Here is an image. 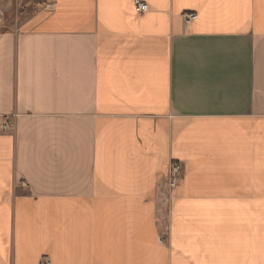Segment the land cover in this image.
<instances>
[{"label": "crops", "instance_id": "1", "mask_svg": "<svg viewBox=\"0 0 264 264\" xmlns=\"http://www.w3.org/2000/svg\"><path fill=\"white\" fill-rule=\"evenodd\" d=\"M146 1L0 0V264H264V0Z\"/></svg>", "mask_w": 264, "mask_h": 264}, {"label": "built area", "instance_id": "2", "mask_svg": "<svg viewBox=\"0 0 264 264\" xmlns=\"http://www.w3.org/2000/svg\"><path fill=\"white\" fill-rule=\"evenodd\" d=\"M136 10L140 13H145L149 10L150 6L149 3L146 0H134ZM186 24H190L192 21H194L198 14L195 11H189L185 12L183 14ZM15 128V116H8L6 117L5 121L2 124V129L5 131H11ZM184 170L183 165L179 161L173 160L168 169V183L171 188V190L175 189L180 182L183 179ZM23 185L25 186L26 183L23 182Z\"/></svg>", "mask_w": 264, "mask_h": 264}, {"label": "rangeland", "instance_id": "3", "mask_svg": "<svg viewBox=\"0 0 264 264\" xmlns=\"http://www.w3.org/2000/svg\"><path fill=\"white\" fill-rule=\"evenodd\" d=\"M25 2L26 1H23L22 5L18 4V6L14 10L6 13L5 17L6 16L7 17L4 18V20L7 19V23H9L10 21L12 22V20H13V22L18 20L23 14L26 13L25 11H26L27 6H26ZM0 14L2 15V13H0ZM4 20L0 22V26H2L1 28H4V26H3V25H5ZM7 23H6V25H7Z\"/></svg>", "mask_w": 264, "mask_h": 264}]
</instances>
